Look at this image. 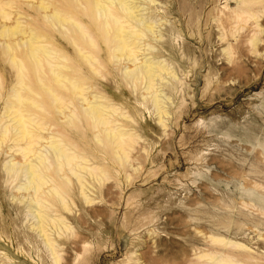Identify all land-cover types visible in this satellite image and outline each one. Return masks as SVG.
<instances>
[{"label":"rangeland","instance_id":"1","mask_svg":"<svg viewBox=\"0 0 264 264\" xmlns=\"http://www.w3.org/2000/svg\"><path fill=\"white\" fill-rule=\"evenodd\" d=\"M35 1L0 0L12 2L11 7H6L11 19L0 20V31L5 24L13 25L22 10L35 17L32 27L40 32L47 30L45 20L26 6ZM155 1L168 25L165 36L175 41L172 52L178 51L187 60L184 69L178 71L179 90L169 94L172 115L166 119V128H162L147 111L151 105H144L138 95L132 94L131 88L120 80V68L108 60L103 71L107 85L97 84V88L135 119V123L127 124L140 137L131 151V157L135 155L134 168L119 174L109 167L116 181L108 180L101 191L92 195L91 206L85 205L80 196L71 197L79 209L78 216L71 219L78 233L65 239L62 263L201 264L196 254L206 251V238L216 234L244 244L253 255L260 256L258 263L262 264L264 204L258 200V194L264 195V42L258 53H252L246 48L248 31H241L236 39L228 40L235 46L232 55L223 53L226 44L219 42L220 32L211 21L222 9H235V0ZM173 12L179 16L172 15ZM78 16L97 31L89 17ZM49 33L64 45L61 35L52 29ZM17 39L20 41V37ZM4 43L6 40L0 35V74L6 87L0 112L15 81L14 68L3 54ZM163 48L171 50L168 45H162ZM73 56L79 65L74 73L89 85L88 69L77 54ZM47 108L50 114L46 121L57 123L55 109L51 105ZM77 108L80 110L79 105ZM90 132L79 129L66 133L70 141L96 158L94 163L107 164L110 151L102 153L100 145L89 143ZM255 186H261L257 195L252 191ZM0 203L11 204V199L2 195ZM60 210L63 211L62 207ZM15 219L16 216L8 218L0 226V258L19 255L22 262L12 261L13 264H53L45 252L29 250L44 247L39 238L22 226L24 216Z\"/></svg>","mask_w":264,"mask_h":264},{"label":"bare ground","instance_id":"2","mask_svg":"<svg viewBox=\"0 0 264 264\" xmlns=\"http://www.w3.org/2000/svg\"><path fill=\"white\" fill-rule=\"evenodd\" d=\"M235 1V9H222L211 17L220 32L219 42L226 44L222 51L231 56L235 48L228 43L229 38L236 39L241 31H248L246 48L258 53L264 42V0ZM11 4L0 2V20L11 19L6 9ZM26 6L62 36L64 45L50 35L51 29L43 28L44 32H40L32 27L35 17L23 10L17 12L18 17L15 14L17 19L13 25L5 24L0 31L6 40L3 54L15 74L0 112V196L11 199V204L0 203V226L8 218L16 216L15 220H21L24 216L22 226L39 238L44 247L29 250L43 251L53 264H63L64 241L78 233L71 219L78 216L79 209L71 197L80 196L85 205L91 206L92 195L113 178L109 167L119 174L126 168H134L135 155L132 159L131 151L140 137L127 124L135 123V119L97 88V84L105 87L107 82L103 71L108 60L120 68V80L131 88L132 94L138 95L144 105H151L147 111L162 128H166V119L172 115L169 94L179 88L178 71L184 69L187 60L178 51L172 52L175 41L165 36L168 25L155 0H37ZM173 13L179 16L178 12ZM78 14L89 17L97 31L84 24ZM181 27L185 28V24ZM162 45L170 46L171 50L162 49ZM74 54L88 69L90 84L87 86L83 77L74 73L79 70ZM5 90L0 74V101ZM47 105L56 111L55 124L47 122L50 114ZM79 129L91 131L92 141H88L100 145L102 153L110 151L108 158L105 156L107 164L94 163L93 155L88 156L77 142L69 140L66 132ZM88 141L85 139L84 143ZM255 187L252 191L257 195L260 193L257 188L261 186ZM258 196L264 204V195ZM261 214L264 216V212ZM206 240L207 250L196 254L198 263L259 264L261 260L247 246L226 236L212 234ZM12 261L20 263L22 258L19 255L0 258V264H13Z\"/></svg>","mask_w":264,"mask_h":264}]
</instances>
